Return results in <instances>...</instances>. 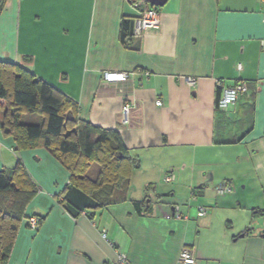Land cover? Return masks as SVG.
<instances>
[{"label": "crops", "instance_id": "crops-1", "mask_svg": "<svg viewBox=\"0 0 264 264\" xmlns=\"http://www.w3.org/2000/svg\"><path fill=\"white\" fill-rule=\"evenodd\" d=\"M157 9L158 27L124 44L122 18L137 16L127 0H0V61L23 64L75 101L79 119L117 131L136 160L123 200L73 218L55 197L68 171L44 148L16 151L0 131V169L23 164L37 188L24 214L41 218L35 231L21 221L0 264H178L186 247L196 264H264L262 3L167 0ZM106 71L134 74L105 82ZM217 81H244L252 96L218 109ZM222 183L231 191L217 195Z\"/></svg>", "mask_w": 264, "mask_h": 264}, {"label": "trees", "instance_id": "trees-1", "mask_svg": "<svg viewBox=\"0 0 264 264\" xmlns=\"http://www.w3.org/2000/svg\"><path fill=\"white\" fill-rule=\"evenodd\" d=\"M129 36H133L131 21L122 18L119 39L126 44ZM218 92L217 87L219 96ZM77 110L75 101L23 64L0 61V131L13 139L16 151L44 148L68 171L66 187L55 197L73 218L88 208L101 210L123 200L119 197L123 198L136 166L117 131L79 119ZM24 113L39 115V122H22ZM69 190L82 199L70 198ZM36 192L19 160L11 168L0 169V263L9 257L21 221L30 217L24 211ZM36 217L40 224L41 218Z\"/></svg>", "mask_w": 264, "mask_h": 264}, {"label": "built area", "instance_id": "built-area-1", "mask_svg": "<svg viewBox=\"0 0 264 264\" xmlns=\"http://www.w3.org/2000/svg\"><path fill=\"white\" fill-rule=\"evenodd\" d=\"M128 3L136 10L137 16L133 20L132 33L134 35H140L142 32L148 29H155L159 25L160 16L156 8L149 6L147 0H127ZM262 3V16L264 19V0H260ZM133 72L125 71H106L102 74V79L105 82H118L130 79L133 76ZM147 75V72L144 73ZM185 81L188 86H194L195 79L193 77H185ZM216 86L219 88V96L216 102L218 109L224 110L232 105L240 94L250 95V90L247 87V83L244 81H238L231 86L223 85L222 81H217ZM156 104H160L156 101ZM134 108V101H124L120 106L119 111V123L122 125H128L130 123V112ZM174 175L172 173L167 174L163 177L162 181L165 183L173 182ZM231 191L229 184L222 183L216 187L215 192L217 195H224ZM205 213V206H200L197 215L202 216ZM172 217L179 219L180 212L176 206ZM166 218H170L166 216ZM38 218L36 216H30L27 219V227L35 231L38 228ZM117 262L124 263L125 255L118 253ZM178 264H196V258L193 251L190 248H183L177 259ZM110 264V263H109Z\"/></svg>", "mask_w": 264, "mask_h": 264}, {"label": "rangeland", "instance_id": "rangeland-1", "mask_svg": "<svg viewBox=\"0 0 264 264\" xmlns=\"http://www.w3.org/2000/svg\"><path fill=\"white\" fill-rule=\"evenodd\" d=\"M39 115L37 114H22L21 121L26 123H37L39 122Z\"/></svg>", "mask_w": 264, "mask_h": 264}, {"label": "water", "instance_id": "water-1", "mask_svg": "<svg viewBox=\"0 0 264 264\" xmlns=\"http://www.w3.org/2000/svg\"><path fill=\"white\" fill-rule=\"evenodd\" d=\"M167 0H147L149 6L154 8H161Z\"/></svg>", "mask_w": 264, "mask_h": 264}]
</instances>
